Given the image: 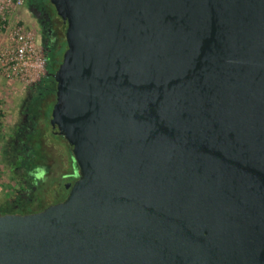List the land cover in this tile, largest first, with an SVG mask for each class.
I'll use <instances>...</instances> for the list:
<instances>
[{"label": "water", "instance_id": "water-1", "mask_svg": "<svg viewBox=\"0 0 264 264\" xmlns=\"http://www.w3.org/2000/svg\"><path fill=\"white\" fill-rule=\"evenodd\" d=\"M46 2L65 48L40 57L37 136L73 181L34 206L37 165L10 152L0 264H264V0Z\"/></svg>", "mask_w": 264, "mask_h": 264}, {"label": "flooded vegetation", "instance_id": "flooded-vegetation-1", "mask_svg": "<svg viewBox=\"0 0 264 264\" xmlns=\"http://www.w3.org/2000/svg\"><path fill=\"white\" fill-rule=\"evenodd\" d=\"M21 5L27 9L28 19L35 29L36 37L34 38V42L36 53L42 58L45 56L48 58L46 66L48 70V67H52L53 65L52 56L62 47L61 25L57 21L52 7L46 0H22ZM55 63L57 66L58 63ZM15 81H19L17 84L18 93L10 109L11 125H7L6 127L8 135L5 139L6 146L4 150L13 152L14 154H25L27 159L25 165L29 167H32L39 160L40 165H42L41 169L43 170L42 173H44V179L47 180L52 174L48 158L43 153V147H41L44 143L41 137L37 135L41 126L40 120L44 115L42 90L46 91L50 85L49 77H45L41 72L36 71L22 80ZM0 128L2 129V126ZM36 145L40 146L36 148ZM62 173L52 187H48L41 192L40 199L50 196L52 198L50 203H54L67 194L68 189L65 188V185L71 183L73 178L69 167L65 166V170ZM32 195L33 198L37 199L38 196L36 194ZM32 202L33 200H30V198L27 199V204L24 207H30L28 209L33 211L35 208ZM39 204L37 203L34 206H41ZM22 210L23 208L19 209V211Z\"/></svg>", "mask_w": 264, "mask_h": 264}, {"label": "built area", "instance_id": "built-area-1", "mask_svg": "<svg viewBox=\"0 0 264 264\" xmlns=\"http://www.w3.org/2000/svg\"><path fill=\"white\" fill-rule=\"evenodd\" d=\"M22 0H0V81L22 80L40 69L34 38L13 20V13Z\"/></svg>", "mask_w": 264, "mask_h": 264}, {"label": "rangeland", "instance_id": "rangeland-1", "mask_svg": "<svg viewBox=\"0 0 264 264\" xmlns=\"http://www.w3.org/2000/svg\"><path fill=\"white\" fill-rule=\"evenodd\" d=\"M18 82L15 80H6L4 81L1 79L0 81V127L2 126V129L0 128V182L1 183H11L12 179H9L13 172L11 171V167L9 166L6 158L11 156V153L9 151L4 150L6 143L5 139L7 138L8 131L6 129L7 125H11V117H10V109L14 104V101L17 97L18 93ZM43 147V153L46 154L49 166L51 170L52 176L48 177L46 182L44 179V173H42V165H40V162L37 161L34 163L39 168L38 171L40 174V182L37 186V192H42L44 189H47L49 187L48 181L52 178L59 177L61 175L62 171L65 170V152L61 148V141L54 137L51 133H49V130L45 131V140H44ZM4 144V145H3ZM39 144V142H38ZM41 144V143H40ZM40 146V145H38ZM36 145V148H38ZM42 151V150H41ZM7 153V155H6ZM63 162V164H62ZM41 169V170H40ZM50 202L49 197H44L39 200L41 205H46Z\"/></svg>", "mask_w": 264, "mask_h": 264}, {"label": "trees", "instance_id": "trees-1", "mask_svg": "<svg viewBox=\"0 0 264 264\" xmlns=\"http://www.w3.org/2000/svg\"><path fill=\"white\" fill-rule=\"evenodd\" d=\"M64 48H65V43L62 41V47L60 48V50L57 51V53L55 55L52 56L53 65H52V67H48L49 72H53L55 70V68L57 67L55 62H57V63L60 62V57H61L62 52L64 51ZM49 84H48L49 86L47 87L46 91L42 90V93H43L42 97L44 98V102L42 104L43 110H44L43 117L46 120L48 119V117L50 115L51 106H52V104L54 102V92H53V89H52V83L49 82ZM41 206H43V205H41ZM28 208L29 207H24L22 212L28 211L29 210Z\"/></svg>", "mask_w": 264, "mask_h": 264}, {"label": "crops", "instance_id": "crops-1", "mask_svg": "<svg viewBox=\"0 0 264 264\" xmlns=\"http://www.w3.org/2000/svg\"><path fill=\"white\" fill-rule=\"evenodd\" d=\"M4 81H6L7 79H3Z\"/></svg>", "mask_w": 264, "mask_h": 264}]
</instances>
